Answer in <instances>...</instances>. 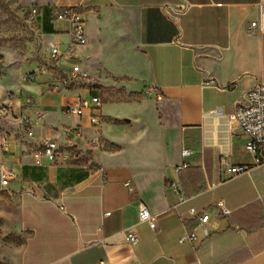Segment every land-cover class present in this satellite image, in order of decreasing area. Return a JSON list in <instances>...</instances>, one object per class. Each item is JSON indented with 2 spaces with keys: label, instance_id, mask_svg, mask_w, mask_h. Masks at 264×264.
<instances>
[{
  "label": "crops",
  "instance_id": "1",
  "mask_svg": "<svg viewBox=\"0 0 264 264\" xmlns=\"http://www.w3.org/2000/svg\"><path fill=\"white\" fill-rule=\"evenodd\" d=\"M34 1L44 10L82 15L88 43L62 67L79 64L88 79L62 93L42 82L14 86L34 104L22 108L17 98L7 106L16 130L3 135L8 151L0 147V168L14 170L17 179L0 192L5 231L14 236L0 246V261L264 264V165L246 151L247 137L233 119L248 92L264 83V32L249 31L264 0ZM44 10L48 44L65 51L69 25L44 22ZM108 43L115 45L117 73L146 88L113 84L105 102L88 66L94 76L108 70L102 59ZM126 93L140 96L130 100ZM89 94L105 105L102 146L89 151L85 164L35 166L32 153L42 141L78 144L73 130L79 125L87 138L93 135L89 110L82 117L64 111ZM21 113L31 116L32 138L15 123ZM184 149L190 157L182 156ZM239 165L249 173L232 178L225 172ZM220 201L230 215L217 214ZM140 204L156 216L155 230L140 222ZM191 208L211 215L208 237ZM195 229V240L181 241ZM128 230L139 235L136 244L128 242Z\"/></svg>",
  "mask_w": 264,
  "mask_h": 264
},
{
  "label": "built area",
  "instance_id": "2",
  "mask_svg": "<svg viewBox=\"0 0 264 264\" xmlns=\"http://www.w3.org/2000/svg\"><path fill=\"white\" fill-rule=\"evenodd\" d=\"M36 17L43 18L41 10H34ZM56 19L52 22H65L69 25V35L71 39V45L65 50L60 49L59 44L51 42L49 44L50 60L47 65L39 67L36 72H28L22 76L24 82H35L41 75H49L48 91L54 93H62L74 90L76 87H80L82 82L88 79V74L84 72L79 64L72 63L68 69H64L62 64L64 62L71 63L76 59L77 47L86 46L88 43V37L86 33L85 20L82 15L74 9H64L56 13ZM264 32V2L259 4V17L256 21L251 22L249 31ZM150 93L160 98V92L156 88H151ZM85 96L79 95L75 97V100L64 106V111L71 115L82 117L86 110L91 112L89 122L94 132L92 136L88 138L85 135L83 126H77L74 130V136L79 141L78 144H71L70 142L64 144L56 140H44L42 141L32 153L33 163L37 167H43L47 163L57 166H72L77 161L80 165L83 158L89 156V151L97 149L102 146L104 142L102 125L105 122V118L102 114L103 102L99 97H91L88 100ZM19 98L21 107L32 106L34 100L29 96H22L13 94L10 101H14ZM1 113L3 115L8 114V107L2 108ZM233 119L239 124L242 133L247 137L246 151L251 154L258 166L264 165V83L258 84L252 88L247 96L244 104L238 105L236 112L233 115ZM20 125H23L26 135L30 138L33 137V131L31 126V116L29 114L21 113L19 116ZM81 141H84L83 144ZM0 147L8 151V138L6 136L0 137ZM192 151L190 149H184L182 156L184 158L190 157ZM250 167L247 165L233 166L225 169V172L232 178L242 176L249 173ZM17 179V175L14 170L0 168V192L6 190L10 183ZM127 188L132 190L131 184H126ZM215 209L218 215L228 216L230 210L226 208L223 201L218 202L215 205ZM191 216L199 221L197 226L202 228L204 236L210 235V229L208 227L211 222V215L205 211H197L195 208L189 210ZM139 220L140 222L147 223L151 229H156V216L151 214L149 209L144 205L139 206ZM197 229L193 231L190 236L182 238L181 241L186 239L195 240L197 238ZM128 242L136 244L139 241V235L128 230L127 232ZM102 264V263H101Z\"/></svg>",
  "mask_w": 264,
  "mask_h": 264
},
{
  "label": "rangeland",
  "instance_id": "3",
  "mask_svg": "<svg viewBox=\"0 0 264 264\" xmlns=\"http://www.w3.org/2000/svg\"><path fill=\"white\" fill-rule=\"evenodd\" d=\"M36 9H40L43 14L44 9L36 5L34 0H0V136L16 130L14 125H10L11 120H8L9 115H3L1 113L2 108L10 104L13 94L22 95L21 93H14V86L19 82L24 84L42 82L48 86V80L50 79L49 75H41L35 82H24L22 80V76L28 72H36L39 67L47 65L50 60V49L47 37L42 28V18L36 17V14L33 13ZM64 9L65 8H53L49 11L48 9L44 10L47 11V13L44 12V22L54 21L56 19V13ZM58 23L61 24L65 22ZM57 25L58 24L53 27L54 35H56L55 33L57 32ZM114 47L115 45L112 43L105 44L103 47L102 59L108 70L101 69V71L94 76L96 70L90 69V66L87 65L88 69L93 72L92 75L95 82L100 84L103 89L105 102L110 100V97L113 96L112 88L109 87L113 84H118L119 87H124V89L137 86L146 88V85L134 81L124 76L122 73H117L119 72V68L116 65V59L113 54ZM141 94L144 95V91L141 92ZM126 95L125 98L130 100H137L140 96L137 93L129 97ZM85 97L88 100L91 99V96ZM103 107H105L104 103L102 105V113ZM106 109L107 108H104V110ZM30 111H32V109ZM103 116L105 120L108 121L104 113ZM19 122V118L16 117L15 123L20 126ZM106 123L105 121L104 124ZM88 160L87 157L83 158L81 164L88 163ZM79 161H77L75 165H77ZM5 227L6 222L0 215V246L8 247L11 245L10 240L14 236H8L9 233L5 231ZM0 264L6 263L0 261Z\"/></svg>",
  "mask_w": 264,
  "mask_h": 264
},
{
  "label": "trees",
  "instance_id": "4",
  "mask_svg": "<svg viewBox=\"0 0 264 264\" xmlns=\"http://www.w3.org/2000/svg\"><path fill=\"white\" fill-rule=\"evenodd\" d=\"M46 13H47V12H46ZM42 28H43V30H44L45 33H51V31L48 30L44 25L42 26Z\"/></svg>",
  "mask_w": 264,
  "mask_h": 264
}]
</instances>
